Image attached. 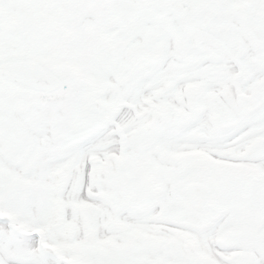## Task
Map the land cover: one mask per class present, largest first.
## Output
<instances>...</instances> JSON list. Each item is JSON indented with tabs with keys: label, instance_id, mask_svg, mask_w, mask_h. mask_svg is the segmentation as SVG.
I'll list each match as a JSON object with an SVG mask.
<instances>
[{
	"label": "snow or ice",
	"instance_id": "1",
	"mask_svg": "<svg viewBox=\"0 0 264 264\" xmlns=\"http://www.w3.org/2000/svg\"><path fill=\"white\" fill-rule=\"evenodd\" d=\"M0 264H264V0H0Z\"/></svg>",
	"mask_w": 264,
	"mask_h": 264
}]
</instances>
